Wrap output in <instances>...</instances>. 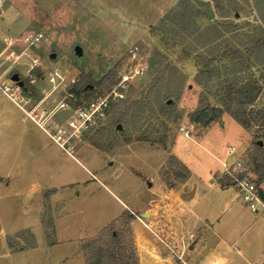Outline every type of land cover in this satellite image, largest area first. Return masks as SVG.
Segmentation results:
<instances>
[{"label": "rangeland", "instance_id": "obj_1", "mask_svg": "<svg viewBox=\"0 0 264 264\" xmlns=\"http://www.w3.org/2000/svg\"><path fill=\"white\" fill-rule=\"evenodd\" d=\"M188 1V16L181 21L174 16V19L165 18V14L171 10L183 11L184 0H0V13L6 6L14 3V31L10 34L12 39L5 41L0 37V167L14 169V137L17 131L43 133L2 91L1 87L4 84L14 88V82L10 79L13 73H17L19 79L29 84L30 74L43 75L50 67L57 66L73 74L83 73L93 81L105 77L106 84L105 82L109 83L112 79L113 72L109 71L116 72L119 67L125 66L128 63V49L137 45L148 61L145 77L136 79L131 86V89H135L138 91L137 95H140L141 92L149 90L153 77L159 76L165 66L163 63L149 66L153 61L154 51L157 49L162 51L165 45L168 51H187L190 53L189 56L194 58L201 53L210 54L215 44L212 42L206 44L205 40L215 35L208 34V28L213 27L223 35L222 39H229L242 47L248 68L241 70L236 77L264 73V46L262 48L253 46L260 35V29L264 27V0ZM39 31L44 35L39 46L28 47L23 43L22 38L26 34ZM75 45L81 47V55L75 53ZM11 52L13 56H8ZM16 55L18 57H15ZM33 57L38 58V64L30 73L28 70ZM168 61L174 64V59L170 60L168 57ZM228 65L226 60L216 63L221 74L226 71ZM185 66L189 72L192 71V61H186ZM167 72L169 74L172 71ZM216 79L214 77L206 84L212 91L215 90ZM201 90L202 86L193 78L188 80L185 76L180 98L176 102L181 113L178 120L169 118L160 124L165 118L159 120L151 118L149 124L142 122L136 126L124 124L120 125L119 132L101 134L103 150H99L105 158L99 151L96 152L95 148H91L89 139L96 136V130L89 133L79 148L87 150L90 156L95 155L93 158L97 163L94 165L92 161L82 158L78 152L75 158L80 162L79 167L89 170L96 176L97 184L103 183L104 190L94 193V196L98 193L103 196L102 208L119 210L122 208L121 202L132 207L131 202L126 200V192H132L133 198L146 199L148 207L152 208L151 219L153 221L159 219L157 223L159 225L164 198L152 194L149 190L146 192L144 187H148L147 181L152 185L155 182H162L167 186L166 180L168 177L171 178L173 170L169 162V152L173 143L175 154L185 160L195 161L200 169L214 161L213 156L225 158L229 165L225 167L226 171L221 177L225 173L233 176L235 171L231 164L245 149L248 132L249 145L241 156L249 166L251 178L256 179L255 173L251 170L252 158L257 154L253 142L264 141V124L256 122L246 129V132L231 117L226 118L223 128L216 124L204 142L199 141L197 137L201 135L203 127L192 124L186 114L189 107L196 105ZM183 97L184 106L180 105ZM127 105L122 108L126 110ZM180 125L190 129V137H185L179 131ZM141 133L148 139H138ZM163 134L167 135L165 147L155 141ZM46 139L56 147L48 138ZM228 146H233L236 151L227 154ZM222 168L224 166L219 165L215 170L221 172ZM132 174L138 175L144 181V186L139 188ZM177 183L178 181H175V185ZM32 196L26 191L14 193V185L0 187V224L4 230V233L0 232V264H61L54 256L49 257L46 244L48 238L45 241L44 227L37 221L38 208ZM47 196L49 193L43 191V199ZM91 198H85L82 194L78 201L72 203L80 209L75 216L77 220H82L88 215ZM152 198L158 199L160 205L155 206L157 201L150 205L149 200ZM45 208L47 212V206ZM132 210H135L134 207ZM134 212L140 216V213ZM48 218L49 215L44 214V222ZM97 219L98 213L94 216V220ZM131 221L129 226L133 232ZM27 222L31 225L29 228L34 235L38 251L10 249L6 237H14L15 230L24 227ZM118 225L122 226V221ZM135 226L140 245L143 242H151L154 252L165 254L154 235L143 231L146 228L141 222ZM152 226L159 232L167 230V226L160 228L155 226V223H152ZM249 233L251 229L246 230L243 237ZM135 246L138 254L136 241ZM78 262L73 257L71 264H79ZM150 264L161 263L151 259Z\"/></svg>", "mask_w": 264, "mask_h": 264}, {"label": "crops", "instance_id": "obj_2", "mask_svg": "<svg viewBox=\"0 0 264 264\" xmlns=\"http://www.w3.org/2000/svg\"><path fill=\"white\" fill-rule=\"evenodd\" d=\"M13 31L14 3L12 2L1 10L0 37L4 38L5 41H11L12 36L10 34ZM161 50L170 60L174 59V64L180 68L188 80L193 78L197 67L192 56H184L181 51H168L165 45ZM186 61L193 63V69L190 72L185 68ZM184 102L183 97L180 105L184 106ZM14 105L29 118L19 106L15 103ZM195 107L196 105H193L188 110L190 111ZM226 118H230V116L223 114L220 121L212 122L203 127L201 135L197 137L198 140L204 142L216 124L223 128ZM244 130L247 132L246 129ZM46 138L49 139L44 132L17 131L14 137V169L0 167V187L14 185V193L26 191V193L33 195L32 198L36 200L35 204L38 208L37 221L44 227L45 241L47 237L43 220L44 214H48L52 218L54 225L53 243L46 242V244L49 257L54 256L61 264H71L73 257L79 261V264H85L80 249V241L94 236L125 210L130 211L133 215L136 214L134 211L146 213L147 216L143 217L145 222L155 223V226L160 228L167 226V230H165L174 233L177 238L185 237L189 233L195 235L188 245V249L184 252L183 259L171 257L167 253L160 255L154 252L151 242H143L140 245L135 225H139L141 221L134 217L131 223L139 250V264H150L151 259L161 264H264V179L259 184L263 197H260V203L255 204L257 210L253 211L238 197L235 185L221 184V174L226 171L225 167L229 165L225 162V158L213 156L214 161L200 169L195 161L185 160L180 155L175 154L173 143L169 154L174 155L188 168L189 176L172 188L165 186L162 182H155L153 185L150 181L146 182L148 186L144 187L146 192L149 190L152 194L161 195L164 198L160 224L158 225L159 219L158 221L151 219L152 208L148 207L146 199H135L132 197V192H126V200L131 202L134 211L124 202H121L122 208L119 210L102 208L103 196L100 193L94 196V193L101 189L104 190L103 183L97 184L95 182L96 176L93 173L79 167L80 162L76 158L65 153L58 145L53 143L56 147L52 146ZM248 145L247 132L246 147L243 151L248 148ZM91 148H95V151H99L105 158L98 148L93 145ZM77 152L82 158L92 161L94 165L97 163L93 158L95 155L90 156L87 150L78 147ZM219 165L224 166V168L221 169V172H216L215 167ZM132 176L138 182L139 188L144 186V181L138 175L132 174ZM43 191L49 193L45 199L42 197ZM82 194L85 198L92 197L93 201L90 202L88 215L82 220H77L75 216L80 209L73 206L72 203L78 201ZM157 200L152 198L149 200V204L152 205V202ZM159 205L157 201L155 206ZM46 206L47 212L45 211ZM96 213H98L99 219L94 220ZM164 217L165 219H162ZM29 227L31 225L27 222L24 227H18L15 234L23 229L30 230ZM250 229L251 233L243 237L245 231ZM143 231L149 232L147 229ZM0 232L4 233L1 224ZM191 245L192 248H190ZM23 250L36 252L38 247L36 245L33 248Z\"/></svg>", "mask_w": 264, "mask_h": 264}, {"label": "trees", "instance_id": "obj_3", "mask_svg": "<svg viewBox=\"0 0 264 264\" xmlns=\"http://www.w3.org/2000/svg\"><path fill=\"white\" fill-rule=\"evenodd\" d=\"M188 2V0H184L185 9L183 11L171 10L165 14V18H177L184 21L189 13ZM171 13H173L172 16ZM211 29L208 28V34L214 33L215 35L206 38L205 42L206 44L211 42L215 44L212 52L210 54L201 53L196 58L192 56L198 67L193 79L199 86H202V90L198 93L196 107L186 114L189 121L192 124L206 127L212 122L220 121L223 114H228L244 129H248L256 122L264 124V107L254 106L257 96L264 87V73L262 75L250 73L242 77H236V74L241 70L248 68L245 64L246 59L242 47L235 45L229 39H222L223 35L215 27ZM217 41L220 43H216ZM253 46L256 48L264 46V27L260 29V35L256 38ZM182 54L184 56L190 55L187 51H182ZM222 60L228 61L229 64L223 74L216 67L217 61ZM162 63L165 66H163L161 74L153 77L147 92H141L140 95H137L138 91L136 92L135 89L130 87L125 97L111 105L107 111L106 122L96 129V136L89 139L92 145L103 150L101 134L112 131L119 132L121 129L117 127L118 124L136 126L140 122L149 124L151 118L156 120L165 118L160 122V124H163L166 119L171 118L176 121L181 117L176 102L180 98L185 75L175 64L169 63L166 54L157 49L154 51L153 61L149 66ZM169 70L172 72L168 74L167 71ZM214 77L217 79L214 85L215 90L212 91L206 84ZM78 78V82L73 84L69 90L80 95L83 92L89 93L93 86L103 85L105 77L93 81L87 75L79 73ZM113 79L114 73H112L110 82H105L106 85L111 84ZM22 82L25 84V81L22 80ZM141 94H144V96H141ZM124 105H127L126 110L122 108ZM138 136V139L141 140L148 139L143 133ZM155 141L165 147L167 135L163 134ZM253 145L257 154L252 158L251 170L256 175V179L252 180L259 188V184L264 179V141L262 140L260 143L259 140H256ZM169 162L173 170L171 178L168 177L166 180V185L172 188L175 187V181H183L189 176V170L174 155L169 156ZM240 177H242L241 173H234L233 176L225 173L221 177V184H234L235 180ZM133 218L134 215L125 210L118 218L100 229L94 237L82 239L80 249L85 264H139L133 232L129 226L130 220ZM120 221H122V226L119 227L118 223ZM44 225L47 228L45 234L48 243L52 244L54 236L52 218L49 217ZM6 240L12 250H22L36 246L34 235L29 229L18 231L14 237L7 236ZM20 241H23V243Z\"/></svg>", "mask_w": 264, "mask_h": 264}, {"label": "built area", "instance_id": "obj_4", "mask_svg": "<svg viewBox=\"0 0 264 264\" xmlns=\"http://www.w3.org/2000/svg\"><path fill=\"white\" fill-rule=\"evenodd\" d=\"M43 38V33L39 31L26 34L22 40L28 47H37ZM12 54L13 52L8 56H13ZM37 64L38 58L33 57L28 72L31 73ZM147 69V58L141 54L137 45H133L128 49V63L119 67L116 72L113 71V82L109 85L93 86L89 93L77 95L70 91V87L78 82L79 74L70 73L69 70L57 66L50 67L43 75L30 74L29 84L18 85L14 82V88L4 84L1 89L46 133L52 143L75 158L79 145L86 141L89 133L106 122L107 111L111 105L125 97L133 82L145 77ZM35 93L39 95L36 96ZM254 106L264 107V87ZM179 131L185 137L191 136L190 129L185 125H180ZM234 151L233 146L227 147V153ZM231 165L234 173L242 174L233 184L237 187L238 197L256 211L255 204L260 203L261 198L259 188L251 178L249 166L241 155ZM134 216L154 235L165 253L183 259L184 251L195 237L193 233L177 238L174 233L164 229L157 231L152 224L143 221V217L136 214Z\"/></svg>", "mask_w": 264, "mask_h": 264}, {"label": "water", "instance_id": "obj_5", "mask_svg": "<svg viewBox=\"0 0 264 264\" xmlns=\"http://www.w3.org/2000/svg\"><path fill=\"white\" fill-rule=\"evenodd\" d=\"M74 51H75V53L77 55H81V53H82V49H81V47L79 45H75ZM52 56H53V54H52ZM10 79L13 82H16L18 85H22L23 84L22 80L19 79V76H18L17 73H13L11 75V78ZM117 127L120 128V124H118ZM259 142L261 143V141H259ZM259 195H260L261 198L263 197V193H262V190L261 189H259ZM140 216L141 217H146L147 214L146 213H140ZM190 248H192V245L190 246Z\"/></svg>", "mask_w": 264, "mask_h": 264}]
</instances>
